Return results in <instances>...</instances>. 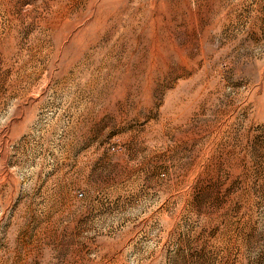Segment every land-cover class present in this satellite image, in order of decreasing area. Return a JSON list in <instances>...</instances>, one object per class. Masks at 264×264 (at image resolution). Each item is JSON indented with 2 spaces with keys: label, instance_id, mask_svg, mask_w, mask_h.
<instances>
[{
  "label": "rangeland",
  "instance_id": "rangeland-1",
  "mask_svg": "<svg viewBox=\"0 0 264 264\" xmlns=\"http://www.w3.org/2000/svg\"><path fill=\"white\" fill-rule=\"evenodd\" d=\"M0 264H264V0H0Z\"/></svg>",
  "mask_w": 264,
  "mask_h": 264
}]
</instances>
